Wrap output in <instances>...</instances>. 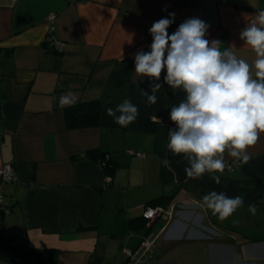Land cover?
<instances>
[{
  "label": "crops",
  "instance_id": "obj_1",
  "mask_svg": "<svg viewBox=\"0 0 264 264\" xmlns=\"http://www.w3.org/2000/svg\"><path fill=\"white\" fill-rule=\"evenodd\" d=\"M260 11L264 0H0V168L12 165L17 177L0 185L11 208L0 226V264H134L123 250L146 235L155 237L153 252L137 264H264V133L248 163L225 156L219 184L207 173L188 179L187 161L167 148L170 107L185 94L169 89L162 72L150 104L142 93L152 94L150 78L134 74L149 28L169 13V34L199 18L210 25L207 39L234 45L254 64L240 32ZM52 40L64 45L61 53ZM69 91L77 103L59 108ZM125 99L139 115L121 127L106 109ZM92 102L100 125L67 130L66 111ZM100 153L116 164L109 182ZM211 191L241 196L244 206L220 221L202 206ZM147 208L172 209L173 219L144 220Z\"/></svg>",
  "mask_w": 264,
  "mask_h": 264
},
{
  "label": "clouds",
  "instance_id": "obj_2",
  "mask_svg": "<svg viewBox=\"0 0 264 264\" xmlns=\"http://www.w3.org/2000/svg\"><path fill=\"white\" fill-rule=\"evenodd\" d=\"M174 18L175 13H169L149 28L151 43L148 51L135 54L134 74L136 79L150 78L152 94L142 91L150 104L156 103V93L162 88V72L169 89L185 94L178 105L170 107L174 127L168 130L167 148L187 161L184 171L188 179L207 173L219 184L225 156L248 163V149L264 133V11L240 32V39L255 54L254 64L238 57L234 45L222 48L221 41L207 39L210 25L199 18L184 20L169 34ZM77 101V94L69 91L59 97L58 107H72ZM106 114L121 127H128L139 111L125 99L115 110L107 108ZM162 164L174 171L169 160ZM201 199L202 206L220 221L244 206L243 197H229L224 192L211 191ZM248 211L255 215L257 205L249 204Z\"/></svg>",
  "mask_w": 264,
  "mask_h": 264
},
{
  "label": "built area",
  "instance_id": "obj_3",
  "mask_svg": "<svg viewBox=\"0 0 264 264\" xmlns=\"http://www.w3.org/2000/svg\"><path fill=\"white\" fill-rule=\"evenodd\" d=\"M55 20H56L55 15H51L48 18V22L51 25L53 24V22ZM50 44H51V48L54 51H56L58 53H61L63 51V48H64L63 44H61L59 42H54L53 40L50 42ZM100 165H101V167H103V164H100ZM227 169H229V168H226V170ZM110 180H111V177L107 176L106 181L109 182ZM15 182H17V177L15 175V172H14L12 165H10V164L3 165L0 168V185L3 186V185H7V184H13ZM192 203L194 206L195 205L199 206V204L197 202H192ZM178 206L179 205H177L176 207H178ZM174 208H175V206L172 207V209H174ZM172 209L170 212H167L161 208H156V209L147 208L143 212L142 217L145 220L153 221L154 219H156V217L162 216V217H164V219H166L167 224H168L173 219L172 216L174 215V210H172ZM10 212H11V208L6 203L4 195H0V222H1V216H5V215L9 214ZM154 242H155V237H153L152 235H146L144 238H142L140 240V243L135 250L124 249L123 253L125 254V256L128 259L132 260L134 264H137L140 261L151 257L152 252H153ZM14 261H15V264H19L22 261V259L17 258Z\"/></svg>",
  "mask_w": 264,
  "mask_h": 264
},
{
  "label": "trees",
  "instance_id": "obj_4",
  "mask_svg": "<svg viewBox=\"0 0 264 264\" xmlns=\"http://www.w3.org/2000/svg\"><path fill=\"white\" fill-rule=\"evenodd\" d=\"M100 112L101 107L97 102L81 104L75 106L74 108H70L66 111V129L71 131L98 127L100 125ZM91 153L87 156L91 155ZM96 161L98 164H103L102 168L106 176H113L116 164L112 160L111 154L100 153L97 155ZM3 218L4 217L1 216L0 226ZM11 240L12 239L7 240L8 246L10 245ZM3 241V238H0V244Z\"/></svg>",
  "mask_w": 264,
  "mask_h": 264
}]
</instances>
